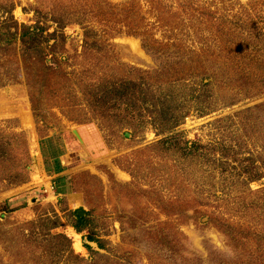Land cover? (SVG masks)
I'll use <instances>...</instances> for the list:
<instances>
[{"label": "rangeland", "instance_id": "1", "mask_svg": "<svg viewBox=\"0 0 264 264\" xmlns=\"http://www.w3.org/2000/svg\"><path fill=\"white\" fill-rule=\"evenodd\" d=\"M11 1L18 22H34L36 0ZM108 1L112 8L132 6L130 18L138 20V26L142 12H153L146 0ZM193 2L196 12L180 9L178 15L170 16L169 11L159 9L162 27L147 25L146 33L138 27L142 35L114 34L104 65H96L98 75L92 76L100 81L99 86L104 81L112 87L111 77L136 73L129 66L148 70L152 78L147 106L154 103L159 119L183 116L178 130L184 131L185 139L199 143V150L187 158L158 155L148 148L157 138L151 130L133 134L129 126L101 127L100 117L73 95H80L75 81L61 91L66 92L64 99L56 92H46L48 96L39 95L33 103L19 52L0 54V139L10 153L9 159L0 161V171L13 165L28 170L25 182L8 188L0 184V202L21 198L12 212H0V264H33L31 253L45 254L39 258L42 264H65V257L77 264H110L108 260L115 261L113 264H264V89L253 95L254 88L242 82V75L253 79L259 73L240 60L192 67L195 73L205 69L212 82L204 90L210 95L190 98L191 91L201 92L197 76L181 84L168 80L171 73L185 77L183 69L190 60L181 67L175 50L156 55L142 43V38L151 37L162 42L180 40L196 48L209 42L205 25L211 24L199 16L198 4L226 8L228 19L237 23L238 17H247V11L264 12V0ZM151 14L149 21H153ZM64 33L69 36L64 43L67 53H80L81 28L68 25ZM87 61L78 57L75 64L86 66ZM69 64L67 69L72 67ZM55 80L53 76L50 82ZM50 82L48 86H53ZM235 86L241 93L231 89ZM36 113L44 117L37 123ZM249 174L262 176L252 180ZM57 175L65 177L56 181ZM49 206L62 222L51 231L66 234L73 253L84 262L67 252L60 257L53 252L49 255L45 241L31 246L24 238L8 240L19 224ZM74 210H83L81 216L88 219V227L80 233L68 221ZM248 224L252 228L243 229ZM234 228L232 238L227 233ZM90 236L99 238L104 247L89 240ZM58 247L65 249V244ZM107 256L113 258L107 260Z\"/></svg>", "mask_w": 264, "mask_h": 264}, {"label": "trees", "instance_id": "2", "mask_svg": "<svg viewBox=\"0 0 264 264\" xmlns=\"http://www.w3.org/2000/svg\"><path fill=\"white\" fill-rule=\"evenodd\" d=\"M100 1H103L106 5H99L98 2ZM193 1L195 0H146L148 10L153 11L152 14L154 13L153 21H149L151 12L148 13L145 10L146 15L143 12L139 15L140 23L142 24L138 26V20L134 22L130 18V14H133L132 6L128 7L121 4L119 9L112 8L111 2L108 0H36V4L33 7L34 22L31 24L18 22L14 18L13 9L15 5L13 1L0 0V54L3 55L15 50L19 52V59L23 64L26 82L33 103H35L33 98L45 95L46 92L50 94L56 92L64 99V93L66 92L61 91L67 90V84H74L75 81L77 82L76 85L80 95L77 96L75 93L73 95L79 100L86 102L90 113L100 117L101 127L109 129L118 125L116 127L118 129L129 126L133 134L151 130L157 138L148 145V148H153L158 155L166 154L169 157L181 156L182 158H187L199 150V143L185 139L184 131L178 130L179 122L183 116L172 118L170 115H164L162 119H159L158 115L160 113L155 109L154 103L152 106H147L146 100L151 83L149 79L152 78L148 70L129 66L128 68H131L136 73L129 74V76L111 77L113 79L110 84L112 87H107L108 84L104 81L99 86L96 83L100 81L93 79V77L98 75V73H95L99 69L96 65H104L105 58L111 47L109 41H111L114 34L124 32L126 34L142 35L143 32L141 33L138 27H142L145 33L147 25L152 26L158 23L162 27L164 21L158 15L159 9L169 11L170 16L178 15V10L180 9L182 11L186 9L196 12ZM198 1L200 2V0ZM198 6L197 12L200 13L199 16L204 19V22L209 20L211 23L209 26L205 25L206 39L210 43H202L196 48H192V46L184 45L180 40L162 42L156 38L150 37V39L147 37L142 38L143 46L156 55L158 52H168L169 48L172 52L175 50L176 54L180 56L178 61L181 67L183 62H186V59L190 60L188 68L183 69L186 74L185 77L173 76L171 73L168 78L171 82L181 84L185 79L187 81L194 80L197 76L199 78L198 85L195 82L191 83V85L193 87L197 85L201 92L196 95V89L191 91L188 94L190 98L210 95V93L205 94L204 90L212 82V79L208 78L209 73L205 69H200L195 73L193 70L196 68H191L199 65H209L218 60L220 63L229 62L228 64H230V60L232 62L240 60L245 67L255 68L259 74H255L253 79H245L247 76L242 75L244 79L242 82L246 86L251 85L254 88L255 92H252L253 95L260 94L261 90L264 89V12L261 9L259 12L247 11V17L243 19L238 17L240 22L235 23L230 18L228 19L226 8L223 9L222 7L219 10L217 7L210 9L209 6L206 7L200 4ZM199 21L202 22L200 19ZM72 24L78 25L82 30L81 52L73 55L67 53L64 48L65 40L69 37L65 35L64 28ZM64 51L67 54H64ZM78 57L88 59V64L86 63V66L82 64L76 65L75 60ZM67 63H70L68 66H72V69L69 67L67 69ZM222 65L221 67L224 69ZM175 71L179 72L178 70ZM240 71L242 73L245 72L243 68ZM189 73L191 74L190 76ZM145 74L150 76L147 77ZM52 75L56 78L54 81L55 85L50 82V79L53 78ZM204 79H208V81L204 82ZM226 81L228 80L226 79ZM49 82L53 86H48ZM92 85L95 86L92 88ZM243 88L246 90V87ZM231 89L241 93L239 86ZM46 96L48 95L46 94ZM151 107L152 110H149ZM210 110L213 109H208L207 111ZM120 115L122 118H116ZM35 117L36 123L44 118L39 114L37 116V113ZM7 148L6 142H2L0 139L1 162L10 158ZM46 161L44 159V163H48ZM45 166L49 171L48 164H45ZM165 169L168 170L169 168L165 166ZM260 176L262 175L252 176L249 174L248 177L255 180L259 179ZM27 177L28 170H26L25 166L13 165L11 168L7 167L0 171V184L2 188L16 186L25 182ZM64 177V175H57L54 180H62ZM18 198L19 196H13L1 201L0 212H12L21 199ZM71 215L68 221L77 233L88 227L86 216H80L77 210L72 211ZM66 216L65 214L64 217ZM61 224L59 214L49 206L38 210L33 219L19 224L15 232L8 236V240L11 242L17 240L18 242V239L24 238L25 243H30L31 246L32 243L36 245L39 241H42V243L45 241L47 245L45 244L44 247L50 252L49 255L53 252L55 257H60L64 252H67L69 257L76 258L79 262H84L83 258L73 253L72 242L66 234L51 231L53 228L61 226ZM254 224H257V222H254ZM243 227V229H251L252 225H243ZM236 231L234 228V230H229L227 234L228 236L233 234L232 238H234ZM89 240H94L100 248L104 247L99 238L90 236ZM62 243L65 244V247H63L65 249H59L58 245ZM84 246L90 250V246L86 244ZM34 255L31 253L32 263L42 264L41 260L39 262V258L46 255ZM109 258H113V256L106 257L107 260ZM65 259L68 261H65V264H77L66 257ZM108 261L110 264L115 263L113 260Z\"/></svg>", "mask_w": 264, "mask_h": 264}, {"label": "water", "instance_id": "3", "mask_svg": "<svg viewBox=\"0 0 264 264\" xmlns=\"http://www.w3.org/2000/svg\"><path fill=\"white\" fill-rule=\"evenodd\" d=\"M73 133L75 134L77 139L81 141L79 134L75 130L73 131ZM77 213L81 216L84 213V211L83 210H77Z\"/></svg>", "mask_w": 264, "mask_h": 264}, {"label": "bare ground", "instance_id": "4", "mask_svg": "<svg viewBox=\"0 0 264 264\" xmlns=\"http://www.w3.org/2000/svg\"><path fill=\"white\" fill-rule=\"evenodd\" d=\"M79 247V246H78Z\"/></svg>", "mask_w": 264, "mask_h": 264}]
</instances>
